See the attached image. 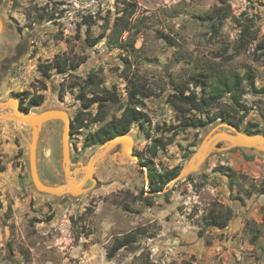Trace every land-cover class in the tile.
Here are the masks:
<instances>
[{
	"label": "rangeland",
	"instance_id": "1",
	"mask_svg": "<svg viewBox=\"0 0 264 264\" xmlns=\"http://www.w3.org/2000/svg\"><path fill=\"white\" fill-rule=\"evenodd\" d=\"M0 19V104L16 99L25 107L41 94L42 104L30 113L59 109L68 112L71 125L86 124L70 131L71 170L102 146L87 140L102 126L92 123L100 110L108 122L120 116L132 85L150 92L136 107L149 122L128 133L137 164L127 157L119 162L117 147L95 168V183L86 182L74 197L34 189L27 164L30 129L0 119V264H264V194L257 191L264 185V154L240 147L213 152L199 172L162 194L150 191L139 161L149 158L156 142V171L182 170L205 133L221 123L180 125L171 102L189 109L172 95L200 97L203 89L193 80L211 83L217 73L250 70L254 87L264 90V52H254L258 41L237 52L241 26L250 20L257 40L264 38V0H0ZM222 54L234 56L225 61ZM57 59L67 65L65 72L43 75L39 66ZM91 72L96 86L85 88ZM244 86L246 109L225 98L205 114L187 115L223 112L237 130L255 124L264 133V92ZM106 92L119 101L102 100L99 107L78 99L80 93L92 98ZM61 131L62 124L51 121L39 135L37 169L49 186L66 183ZM75 177L79 181L82 173ZM212 208L223 212L220 227L207 225ZM128 235L131 242L108 259Z\"/></svg>",
	"mask_w": 264,
	"mask_h": 264
},
{
	"label": "trees",
	"instance_id": "2",
	"mask_svg": "<svg viewBox=\"0 0 264 264\" xmlns=\"http://www.w3.org/2000/svg\"><path fill=\"white\" fill-rule=\"evenodd\" d=\"M220 15L224 14V8L219 9ZM218 25V24H215ZM212 28H214V24H212ZM254 22L250 20L249 24L241 26V31L239 33V43L238 50L243 49L245 45L252 41H258L254 52L255 53H263L264 52V38L261 40H257L256 34L254 32ZM88 40V38H86ZM92 44L94 40H89ZM234 54L228 55H220L221 59L225 61H229L233 58ZM65 67L67 65L60 60H53L51 63L39 66V70L43 75L47 76L53 70L63 73L65 72ZM96 72H91V75L84 81L85 88H93L96 86ZM212 82L208 83L201 79L193 80V83L198 87H201L203 90L201 91L200 97H196L194 94L185 95L183 92L180 94H173L172 98H175L181 102V104L185 105L189 110L183 109L181 106H178L175 102H171L172 108L177 112L180 117V125L183 129L191 128V129H201L205 128L214 122H224L232 126H237L233 120L229 119L223 112H218L211 116H188L189 111H194L199 114H205L215 106L219 104V102L223 99H229L233 107L238 109H246V106L242 103V97L247 94L245 90V86L251 90L253 93L258 94L264 92V90H257L254 87L255 76L254 73L250 70L246 71L244 74L240 75L236 72L230 71L227 73H217L213 76ZM107 95V96H106ZM105 96H93L92 98H85L84 94L80 93L78 95V99L81 102H89V105L98 103L99 107H102V102L108 103L113 102L117 103L119 101L117 94L114 92H106ZM150 95V92L143 87L132 85L130 90L127 93L128 102L122 108V112L118 118L111 119L108 122H104L106 118V114L103 110H100L102 113L98 115V118L93 119L92 123L94 124H102L96 131L90 132L87 136L88 145H102L108 140L126 135L130 132L132 126L134 124L139 123L140 126H143L144 122H149L148 117L140 110H136V107L141 105V99L146 98ZM103 97V98H102ZM43 102V95L39 94L33 96L28 99L25 107H20L21 112L28 113L31 108L40 106ZM105 105V104H104ZM233 108L234 110H236ZM81 122L75 123L72 125V132L75 129H80L85 126ZM255 124L247 125L243 129V132L250 135L262 134L264 133L259 131ZM160 148V144L154 142L149 148V158L147 160H142L139 157V161L143 164L147 169V177L149 188L151 192H160L162 191L166 185L174 179L180 172L179 168H174L167 172L158 173L155 169L154 163L152 159L157 156V152ZM4 171V167L0 166V172ZM260 194H264V185L260 188H257ZM219 208V207H217ZM216 211L215 209H211L208 217L207 225L211 227H220V217L221 213ZM226 211V210H225ZM201 232L199 231V235ZM132 235L125 236L122 240H118L112 247V249L107 254V258L110 259L113 255L122 247L129 244L131 242Z\"/></svg>",
	"mask_w": 264,
	"mask_h": 264
},
{
	"label": "water",
	"instance_id": "3",
	"mask_svg": "<svg viewBox=\"0 0 264 264\" xmlns=\"http://www.w3.org/2000/svg\"><path fill=\"white\" fill-rule=\"evenodd\" d=\"M2 27L3 23L0 19V32ZM7 108H11L10 112L0 114L1 120H10L18 125H24L30 129V140L27 144L28 171L34 189L41 194L49 195L54 198H60L63 195L74 197L82 194L84 192L83 186L86 182L91 181L92 184L95 183V180L93 179L95 168H98L101 165L100 162L102 159H104L117 147H120V151L115 153V156H117L119 162H122V157H127L129 161L132 159L137 160L133 156L130 148V145H133L134 142L133 135L126 134L108 140L102 144L99 152L86 165L80 164L79 168L71 170L69 138L72 125L67 111L48 109L39 113H25L20 111L19 102L16 99H8L6 102L0 104V110H5ZM51 121H59L62 124L60 138L61 167L66 183L58 186H49L43 183L37 169V146L39 135L43 125ZM221 144H227V146L222 147ZM236 147L249 148L257 153L264 154V136L261 134H246L237 130L232 125L221 122L205 133L196 151L190 157L184 168L180 170L179 174L172 179L162 191L157 193H166L170 191L179 181H182L190 175L199 172L201 168H203L206 159L213 152H225ZM79 173H82V177L79 181H77L75 176ZM259 199L264 202V195Z\"/></svg>",
	"mask_w": 264,
	"mask_h": 264
},
{
	"label": "bare ground",
	"instance_id": "4",
	"mask_svg": "<svg viewBox=\"0 0 264 264\" xmlns=\"http://www.w3.org/2000/svg\"><path fill=\"white\" fill-rule=\"evenodd\" d=\"M130 163H132L134 165L137 164L136 160H134V159L130 160Z\"/></svg>",
	"mask_w": 264,
	"mask_h": 264
}]
</instances>
